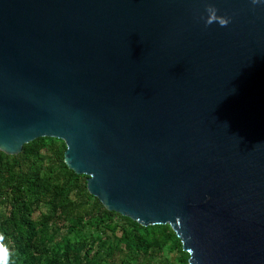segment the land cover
<instances>
[{"label":"water","instance_id":"1","mask_svg":"<svg viewBox=\"0 0 264 264\" xmlns=\"http://www.w3.org/2000/svg\"><path fill=\"white\" fill-rule=\"evenodd\" d=\"M37 138L188 264H264V2L0 0V152Z\"/></svg>","mask_w":264,"mask_h":264},{"label":"trees","instance_id":"2","mask_svg":"<svg viewBox=\"0 0 264 264\" xmlns=\"http://www.w3.org/2000/svg\"><path fill=\"white\" fill-rule=\"evenodd\" d=\"M65 149L37 138L18 155L0 152V264H188L169 225L107 211L65 165Z\"/></svg>","mask_w":264,"mask_h":264},{"label":"rangeland","instance_id":"3","mask_svg":"<svg viewBox=\"0 0 264 264\" xmlns=\"http://www.w3.org/2000/svg\"><path fill=\"white\" fill-rule=\"evenodd\" d=\"M154 261L157 263V262H159V261H162V258H160V257H158V256H155Z\"/></svg>","mask_w":264,"mask_h":264},{"label":"clouds","instance_id":"4","mask_svg":"<svg viewBox=\"0 0 264 264\" xmlns=\"http://www.w3.org/2000/svg\"><path fill=\"white\" fill-rule=\"evenodd\" d=\"M259 2H264V0H259ZM253 3H256V0H253ZM223 23V21H222Z\"/></svg>","mask_w":264,"mask_h":264}]
</instances>
